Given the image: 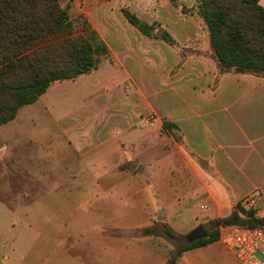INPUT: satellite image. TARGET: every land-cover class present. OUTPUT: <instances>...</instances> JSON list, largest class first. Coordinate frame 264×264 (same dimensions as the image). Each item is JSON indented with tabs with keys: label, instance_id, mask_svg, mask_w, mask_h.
<instances>
[{
	"label": "rangeland",
	"instance_id": "obj_1",
	"mask_svg": "<svg viewBox=\"0 0 264 264\" xmlns=\"http://www.w3.org/2000/svg\"><path fill=\"white\" fill-rule=\"evenodd\" d=\"M261 4L264 6V0ZM195 7L196 0H116L103 5L100 11H94L92 4L85 13L72 10L71 18L82 14L107 47L108 54L90 73L73 82L54 83L43 102L60 103V109H68L70 105L64 101L80 100L86 91L93 89L94 93L87 95L82 106L66 119L96 118L112 122L127 119L160 124L169 122L172 115L183 114L184 118L197 121L183 124L182 128L174 125L176 129L172 128L171 135L175 139L184 135L182 131L193 135L190 130L198 127L199 120L214 118L217 109L221 112L227 108L225 104L235 103L229 102L232 97L245 93L246 78L254 77L264 85L263 77L236 74L219 66L207 30L195 15ZM121 9H127L145 23H157L154 33L167 31L174 43L142 36L125 20ZM43 96L22 107L13 121L0 125V234L8 231L7 223L10 218L13 220V215L26 221L23 214H29L33 226L42 231L85 237L91 228L95 203L101 202L97 192L94 196L92 191L95 175L86 173L84 161L75 158L60 129L51 123L40 101ZM251 97L246 96L239 104L246 105ZM220 103H224L223 109ZM74 107L72 103L70 108ZM231 113L225 117L230 119L229 126L222 130L231 129ZM113 129L112 135H118V128ZM98 130L101 132L102 128L97 126L91 133L98 135ZM224 139L247 146L241 132L226 134ZM243 152L232 155L240 159L243 170L237 174L239 188L248 190L254 185L264 188V165L246 163ZM219 154V160L231 158V152L225 149ZM126 167V164L120 166ZM260 187L244 193L239 201L261 194ZM27 202L30 206L24 213L22 204ZM112 202L120 201L114 198ZM112 210L117 212V206ZM251 210L264 226V199ZM241 220L247 222L242 215ZM201 225L206 232L214 228L211 221ZM164 230L170 232L155 226L151 233L163 235L161 239L171 247L170 259L190 242L186 237H165ZM217 246L219 250L207 256L210 264H239L231 253L220 244Z\"/></svg>",
	"mask_w": 264,
	"mask_h": 264
},
{
	"label": "crops",
	"instance_id": "obj_2",
	"mask_svg": "<svg viewBox=\"0 0 264 264\" xmlns=\"http://www.w3.org/2000/svg\"><path fill=\"white\" fill-rule=\"evenodd\" d=\"M57 1L62 8L69 3L71 11L80 9L85 13L90 4L94 11H100L103 5L116 0ZM246 83L245 93L229 101L235 103L225 104V109L220 103L223 110L217 109L214 118L199 120L198 127L190 130L193 135L182 131L184 135L177 139L162 130V123L68 120L66 117L82 106L93 89L80 100L64 101L70 106L74 103L75 107L68 109H60V103L43 102L48 97L46 92L40 99L44 111L60 129L75 158L84 161L86 173L95 175L92 191L102 203H95L85 237L50 234L34 227L29 214H23L26 221L13 215L7 223L8 231L0 234V264H168L171 247L161 239L163 235L146 234L145 230L161 226L173 237H186L204 221L229 216L244 193L260 187L239 188L241 161L232 157L234 152L244 151L246 163L264 165V85L254 77L246 78ZM250 95L246 105L239 104ZM230 108L234 109L232 113ZM230 113L231 129L222 130L229 126L230 119L225 117ZM170 117L169 123L180 128L197 121L183 114ZM97 126L102 131L92 134ZM115 127L118 135H112ZM235 132L245 136L246 147L224 139ZM223 149L231 152V158L219 160ZM123 164L127 167L121 169ZM260 189L256 202L264 199V188ZM114 198L120 202H112ZM26 204H22L24 213L30 202ZM116 206L117 212L112 210ZM218 244L233 256L218 240L183 252L174 264H210L207 256L219 250Z\"/></svg>",
	"mask_w": 264,
	"mask_h": 264
},
{
	"label": "trees",
	"instance_id": "obj_3",
	"mask_svg": "<svg viewBox=\"0 0 264 264\" xmlns=\"http://www.w3.org/2000/svg\"><path fill=\"white\" fill-rule=\"evenodd\" d=\"M195 8L219 66L264 78V7L260 0H196ZM70 11L69 3L62 8L57 0H0V125L13 121L22 107L35 103L54 83L90 73L107 56V47L84 16L72 19ZM121 13L142 36L174 43L167 31L154 33L157 23H145L127 9ZM172 128L176 129L172 123L162 122L165 133L171 134ZM261 223L254 211L236 204L229 216L211 221L214 228L205 238L183 246L168 264H174L185 251L218 241L220 225L264 227Z\"/></svg>",
	"mask_w": 264,
	"mask_h": 264
},
{
	"label": "built area",
	"instance_id": "obj_4",
	"mask_svg": "<svg viewBox=\"0 0 264 264\" xmlns=\"http://www.w3.org/2000/svg\"><path fill=\"white\" fill-rule=\"evenodd\" d=\"M257 195H251L239 201L245 209L256 206ZM219 241L239 264H264V227H243L237 225L220 226Z\"/></svg>",
	"mask_w": 264,
	"mask_h": 264
},
{
	"label": "water",
	"instance_id": "obj_5",
	"mask_svg": "<svg viewBox=\"0 0 264 264\" xmlns=\"http://www.w3.org/2000/svg\"><path fill=\"white\" fill-rule=\"evenodd\" d=\"M206 236H207V232L205 228L203 226H198L186 236V239L191 243L198 239L205 238Z\"/></svg>",
	"mask_w": 264,
	"mask_h": 264
}]
</instances>
